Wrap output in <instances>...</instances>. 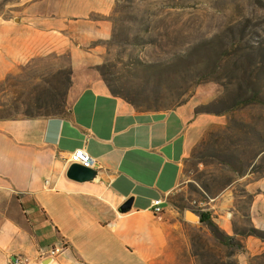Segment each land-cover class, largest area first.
<instances>
[{
    "label": "rangeland",
    "instance_id": "obj_1",
    "mask_svg": "<svg viewBox=\"0 0 264 264\" xmlns=\"http://www.w3.org/2000/svg\"><path fill=\"white\" fill-rule=\"evenodd\" d=\"M86 2L0 0V17L17 20L28 9L43 27L58 18L57 56L28 59L6 75L0 115L63 111L98 74L139 109L194 96L197 110L224 120L189 151L171 202L182 218L185 208L209 211L231 238L183 220L168 264H264V218L251 217L264 196V0H115L108 11ZM254 210L264 215L261 200Z\"/></svg>",
    "mask_w": 264,
    "mask_h": 264
},
{
    "label": "crops",
    "instance_id": "obj_2",
    "mask_svg": "<svg viewBox=\"0 0 264 264\" xmlns=\"http://www.w3.org/2000/svg\"><path fill=\"white\" fill-rule=\"evenodd\" d=\"M114 1L86 4L108 11ZM17 18L0 17V82L28 59L58 54L57 16L46 27L28 9ZM197 105L191 96L173 107L139 109L98 74L78 85L63 111L0 115V264H16V255L26 258L21 264L173 260L185 219L171 197L184 159L206 127L224 120ZM79 146L101 164L93 179L66 175V158ZM130 196V208L119 211ZM160 196L163 210L154 213L152 199ZM259 200L264 210V196L253 208ZM254 209L251 217L263 221ZM52 246L60 247L54 255L45 251Z\"/></svg>",
    "mask_w": 264,
    "mask_h": 264
},
{
    "label": "built area",
    "instance_id": "obj_3",
    "mask_svg": "<svg viewBox=\"0 0 264 264\" xmlns=\"http://www.w3.org/2000/svg\"><path fill=\"white\" fill-rule=\"evenodd\" d=\"M66 160L71 163V162H78L82 165L91 167V168H100L101 164L99 163L98 159L96 156L85 150L84 147L79 146L73 149L67 156ZM164 197H155L152 199L151 203V209L154 213H161L163 210L162 203H163ZM60 249L59 246H52L47 248L45 251L46 253L50 255H54L58 250ZM45 251H41L40 254L45 253ZM14 263L16 264H21L24 261H26V258H23L21 256L16 255L13 259Z\"/></svg>",
    "mask_w": 264,
    "mask_h": 264
},
{
    "label": "water",
    "instance_id": "obj_4",
    "mask_svg": "<svg viewBox=\"0 0 264 264\" xmlns=\"http://www.w3.org/2000/svg\"><path fill=\"white\" fill-rule=\"evenodd\" d=\"M66 175L72 179L83 181L93 179L97 175V169L82 165L78 162L69 163L66 169ZM132 203V197H127L119 206L121 212L127 211ZM183 217L188 221L200 222V214L192 208H185Z\"/></svg>",
    "mask_w": 264,
    "mask_h": 264
},
{
    "label": "trees",
    "instance_id": "obj_5",
    "mask_svg": "<svg viewBox=\"0 0 264 264\" xmlns=\"http://www.w3.org/2000/svg\"><path fill=\"white\" fill-rule=\"evenodd\" d=\"M256 95L257 93H251L250 95L244 97L242 101L245 102L246 100L248 101L252 100V98ZM199 214H200V221L208 225V227L211 229V231L213 232V234L216 236L218 240L225 242L231 238V235L225 233L217 226L216 222L211 218L209 211L207 210L199 211ZM251 229L255 230V227L252 226Z\"/></svg>",
    "mask_w": 264,
    "mask_h": 264
}]
</instances>
